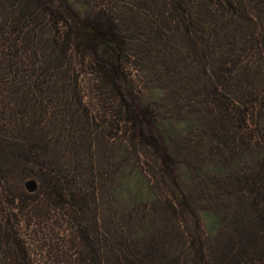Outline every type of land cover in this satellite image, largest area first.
<instances>
[{"label":"trees","instance_id":"16d2710c","mask_svg":"<svg viewBox=\"0 0 264 264\" xmlns=\"http://www.w3.org/2000/svg\"><path fill=\"white\" fill-rule=\"evenodd\" d=\"M231 225L264 264V0H0V264H218Z\"/></svg>","mask_w":264,"mask_h":264},{"label":"rangeland","instance_id":"374dc122","mask_svg":"<svg viewBox=\"0 0 264 264\" xmlns=\"http://www.w3.org/2000/svg\"><path fill=\"white\" fill-rule=\"evenodd\" d=\"M254 241L251 235H248L246 228L231 225L230 230L221 236L214 245V256L218 264H228L233 255L240 254L249 250Z\"/></svg>","mask_w":264,"mask_h":264},{"label":"water","instance_id":"95a60500","mask_svg":"<svg viewBox=\"0 0 264 264\" xmlns=\"http://www.w3.org/2000/svg\"><path fill=\"white\" fill-rule=\"evenodd\" d=\"M24 188L28 193H33L36 190V183L34 181H27Z\"/></svg>","mask_w":264,"mask_h":264}]
</instances>
